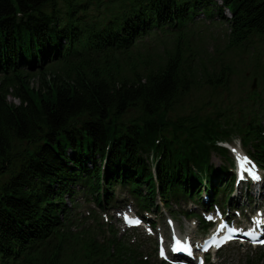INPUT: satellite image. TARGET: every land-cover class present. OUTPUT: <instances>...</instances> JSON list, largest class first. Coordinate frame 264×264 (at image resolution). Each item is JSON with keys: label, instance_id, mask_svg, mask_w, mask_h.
Masks as SVG:
<instances>
[{"label": "trees", "instance_id": "16d2710c", "mask_svg": "<svg viewBox=\"0 0 264 264\" xmlns=\"http://www.w3.org/2000/svg\"><path fill=\"white\" fill-rule=\"evenodd\" d=\"M200 15L226 24L229 47L259 43L264 58V0H0V264H166L73 230L65 200L80 192L102 210L119 187L141 212L157 200L172 213L185 201L225 208L233 161L219 143L234 137L264 171V99L252 109L253 93L232 120L194 95L231 77L187 50ZM157 34L163 55L142 46ZM258 68L264 86V59Z\"/></svg>", "mask_w": 264, "mask_h": 264}, {"label": "rangeland", "instance_id": "374dc122", "mask_svg": "<svg viewBox=\"0 0 264 264\" xmlns=\"http://www.w3.org/2000/svg\"><path fill=\"white\" fill-rule=\"evenodd\" d=\"M91 10L97 16L99 14L98 12H103V7H98V10H100L98 12L95 6ZM190 29H192V32L189 34L190 43L187 50H191L194 55L201 56L202 62L208 71L211 69L219 71L222 65H228L231 76L226 88H215L210 84L199 85L194 90V95L197 97V100L204 98L211 99L212 102L216 101V105L222 108L220 110L222 116L237 120L238 113L240 116L241 113L242 115L244 112L246 113L244 106L251 103L254 97L253 93H255L257 96L253 101L257 100L252 103V109H260V106L258 107L257 104L260 99H264V86L261 85L262 82L258 78L254 77V74L260 72L258 66H261L263 63L264 58L259 52L262 45L254 43L246 48L229 47L227 44L226 24L220 23L219 21L216 23H208L203 15L195 19V23ZM167 41L161 34H157L156 37L147 38L142 46L145 48L149 47V51L156 50L160 55H163L164 45ZM30 85L31 87H37V80L32 79ZM8 100L17 103L11 97ZM193 101V96L191 100H185V112L190 110V105H192ZM212 102L208 106H202L204 109L203 112L210 113L214 111ZM242 107L243 110L241 109ZM263 111L264 109H260L258 113L263 114ZM260 123L264 126V115L261 116ZM229 144L235 147V151H239L242 148L237 137H234ZM211 161L217 168L223 166L225 163L221 157L216 155H212ZM259 175L263 179L260 185L255 186V184L251 183V187L248 186L247 188L243 184L233 185V191L230 193L228 204L226 205H228L227 208H231L230 206L233 207L234 205L239 208V212H236L232 208L230 209L231 211L229 210V216L236 223H243L245 220L239 214L244 215L247 219H251L250 216H254L257 213V208L260 206L258 204L264 202V172ZM259 186L262 189L258 191L257 188ZM113 194L115 196L113 203L105 206L102 210L95 206L90 196H85L80 192L73 199L75 201L74 203H71L68 199L65 200L70 217L73 220V230L77 229L76 231L78 232L89 233L97 239V242H101L114 234L119 240L130 243L148 258H155L160 262L163 259L157 256V247L161 242H164L165 249L168 253L171 235L174 232L179 231L182 236L191 237L197 248L202 238L207 233L214 232L218 227L213 228L214 223L211 221L210 228H203L204 225L199 224L196 217L184 215L187 211L190 214L200 215L202 212L199 205L185 201L180 203L179 207H174V213H172L167 208L162 207V204L157 200L159 207L157 211L149 213L150 217L142 214L147 218L149 223L156 226L154 229L144 222L142 229L123 230L121 228L122 218L119 216L118 210L133 211L139 216L141 210H139L137 203L126 190L118 187L114 190ZM205 198L208 199L204 194L202 199L204 200ZM155 249L156 252H154ZM261 249L264 248L239 245L236 243L229 244L215 256L209 255L207 264H249L257 261H259V264H264V252L261 254Z\"/></svg>", "mask_w": 264, "mask_h": 264}, {"label": "snow or ice", "instance_id": "6c2138e0", "mask_svg": "<svg viewBox=\"0 0 264 264\" xmlns=\"http://www.w3.org/2000/svg\"><path fill=\"white\" fill-rule=\"evenodd\" d=\"M261 243H264V241H260Z\"/></svg>", "mask_w": 264, "mask_h": 264}, {"label": "bare ground", "instance_id": "6f19581e", "mask_svg": "<svg viewBox=\"0 0 264 264\" xmlns=\"http://www.w3.org/2000/svg\"><path fill=\"white\" fill-rule=\"evenodd\" d=\"M259 190H260V188L258 189V191H259ZM125 206H126V205H125ZM125 206H124V207H125Z\"/></svg>", "mask_w": 264, "mask_h": 264}]
</instances>
